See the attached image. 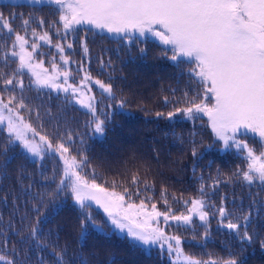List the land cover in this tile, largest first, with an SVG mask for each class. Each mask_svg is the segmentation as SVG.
I'll return each mask as SVG.
<instances>
[{
  "label": "trees",
  "instance_id": "trees-1",
  "mask_svg": "<svg viewBox=\"0 0 264 264\" xmlns=\"http://www.w3.org/2000/svg\"><path fill=\"white\" fill-rule=\"evenodd\" d=\"M0 12L14 29L10 33L0 27V92L5 99L10 92L23 96L32 110L30 113L20 110L26 122L54 144L64 142L77 158L86 155L87 167L81 174L89 180L95 178L98 184L110 190L123 192L127 188L133 193L138 190L131 201L143 199L149 208L154 203L159 212L187 214L190 204L185 205L183 201L199 198L203 184V198L210 205L226 207L232 213L233 222L250 213L246 230L252 239L240 238L243 227L236 233L221 226L219 216L212 215L211 207L206 209L210 225L206 239L202 236L204 222L196 216L190 226L166 225V230L182 238L181 246L186 255L201 260L236 259L238 264L241 261L264 264V184L248 183L233 176L237 169L246 168L243 155L236 149L221 148L222 143L214 137L206 115L200 114L195 120L181 114L172 119L156 116L157 112L167 113L176 107L188 106L183 103L185 92L189 96L203 92L197 78L189 71L195 67L193 63L186 58L171 60L170 51L164 55L167 48L149 39L137 37L127 43L122 37L86 26H78L76 31L66 34L59 21L58 6L51 2L0 0ZM24 20L29 23L24 25ZM2 24L0 21V26ZM56 27L62 34L56 33ZM32 29L38 33L45 29L55 44L58 40L63 46L73 44L64 50V56L74 60L70 67L76 78L71 82L79 83L83 70L93 78L112 83L115 98L97 88L90 93L95 97V115L100 119L108 117L103 135L93 133V114L79 103V92L62 93L39 87L27 69L19 76L23 88L4 87V76L18 71V60L10 54L14 33H24L32 42L36 40ZM82 39L87 51L74 46ZM6 54L7 60L4 59ZM51 61L46 55L45 62ZM165 97L170 103H165ZM120 100L126 101L123 108ZM8 136L0 125V252L15 257L16 264H41L42 260L54 264L50 248L39 249L34 242L25 244L17 235L18 231L26 232L39 214L44 239L57 250L66 246L67 264H82V260L87 264H174L159 247H144L119 233L103 210L93 205L90 211L96 225L86 226V238L81 239L82 210L71 193L56 192L63 170L59 154L51 152L31 158L17 141L9 143ZM241 138L257 153L264 150L258 137ZM193 147L197 156L192 155ZM133 176L140 183L134 185ZM228 177H232L231 181ZM217 179L220 183L214 185ZM144 181L151 186L148 190ZM5 196L7 200L2 199ZM5 240H8L7 245ZM0 264L5 262L0 261Z\"/></svg>",
  "mask_w": 264,
  "mask_h": 264
},
{
  "label": "snow or ice",
  "instance_id": "snow-or-ice-1",
  "mask_svg": "<svg viewBox=\"0 0 264 264\" xmlns=\"http://www.w3.org/2000/svg\"><path fill=\"white\" fill-rule=\"evenodd\" d=\"M50 2L58 6L59 21H62L66 34L69 31H76L81 25L107 30L128 40L132 39L134 33H138L139 36L151 33L161 44L168 46L164 55L167 56V52L170 51L171 60L186 58L189 63H193L195 67L189 71L197 78L203 92H196L192 96L185 92L183 103L188 106L176 107L167 113L157 112L156 116L172 119L181 114L195 120L200 114L206 115L208 126L216 140L222 142L223 149H236L246 160V168L237 169L233 176L248 183L259 181L264 184V150L257 153L246 139L241 138L258 137L264 148V0H50ZM0 21H3L0 27L7 28L10 33L14 32L2 12ZM28 23V20L23 21L24 25ZM40 23H43V20ZM32 36L39 41L52 43L47 32L38 34L36 29H32ZM39 47L35 40L30 42L25 35L15 33L10 54L18 60V71L4 76L2 80L4 87L18 85L23 88V80L19 76L27 69L35 77L33 82L39 87L79 92V103L93 114V133L103 135L108 117L100 119L95 115L96 108L93 104L95 97L67 84L69 73L59 71L57 65H52L55 71L49 74L48 69L42 67L43 61L39 63L35 61V56L39 55L37 52ZM55 47L61 53L64 52V46L61 44H56ZM67 47L71 48L72 45L69 43ZM7 58L6 54L4 59ZM61 59L67 63V57L62 56ZM37 68L41 70L37 71ZM61 76L65 78L64 84L57 83ZM91 79L85 73L81 84L86 85ZM95 84L115 98L111 82L105 83L97 79ZM209 98L214 99L211 106L205 103ZM164 99L165 103H170L167 97ZM119 105L123 108L126 101L120 100ZM21 109L29 113L32 111L22 95L18 97L14 92H10L5 99L4 93L0 92V125L6 127L9 134L8 142L20 141L34 156L43 157L45 151H52L59 154L62 159L63 170L56 192L71 193L72 199L82 210L81 239L86 238V226L96 225L90 211L94 203L103 209L115 228L126 232L133 241L142 245H158L161 249L166 247L169 255H174L182 264H238L236 259L201 260L186 255L181 246L182 238L166 234L158 226L159 218L163 216L165 224L171 220L176 222V226H190L196 216L199 221L204 222L205 231L202 236L206 239L210 227L209 211L206 209L211 207L212 215L219 216L218 222L221 226L236 233L243 227L245 230L240 238L251 240L252 237L246 230L250 213L233 222L232 213L226 207L210 205L203 198V184L199 198L193 197L183 201L185 205L190 204L187 214L161 213L156 210L154 203L151 205L152 211H148V205L143 199L138 204L130 202L134 194L138 195V190L136 193L127 188L123 192H117L114 188L109 190L98 184L95 178L89 180L87 176L82 175L81 172L87 167V156L81 154L80 158H77L64 142L58 141L54 144L48 136L40 135L25 121ZM28 133H32L33 139L28 138ZM36 136L39 137V142L35 140ZM68 139L71 140L72 137L69 136ZM192 155L197 156L195 147ZM227 179L231 181L232 177ZM132 183L135 185L140 181L133 176ZM143 183L145 190L151 187L147 181ZM219 183L218 179L214 181V185ZM2 199L7 200V197ZM164 202L167 204V199ZM33 219L35 223L29 225L26 232H17L20 239L29 245L34 242V246L39 249L50 248L55 257L54 264H67L66 246L57 250L54 245L49 244L40 231V215L37 214ZM192 239L195 240L196 237L193 236ZM4 244L7 245L8 240H5ZM12 251H15V248ZM0 261H4L5 264H16L15 257L5 255L3 252H0ZM41 264L47 262L42 260ZM82 264H87V261L82 260Z\"/></svg>",
  "mask_w": 264,
  "mask_h": 264
},
{
  "label": "rangeland",
  "instance_id": "rangeland-1",
  "mask_svg": "<svg viewBox=\"0 0 264 264\" xmlns=\"http://www.w3.org/2000/svg\"><path fill=\"white\" fill-rule=\"evenodd\" d=\"M30 1H37V2H50V0H30ZM3 22V21H2ZM82 26H86V27H88V28H93V29H95V30H98V31H101V32H105V33H107V34H109V35H113V36H118V37H122L121 35H118V34H115V33H109V32H107V30H100V29H96L94 26H91V25H81V26H79V27H82ZM57 29H59L60 30V28H55V31H56V33H58V34H62V33H60V32H57ZM6 30H7V28H6ZM44 32H47L45 29H43L40 33H38V34H43ZM16 33V32H15ZM15 33H14V36H13V39H15ZM48 34H49V32H47ZM21 35H25L24 33L22 34V33H20ZM50 35V34H49ZM26 36V35H25ZM33 37V36H32ZM141 38V39H149L151 42H154V43H157V44H159V45H161V46H163L164 48H168V46H165V45H163V44H161L160 42H159V40H158V38H156V37H154L151 33H146L144 36H139V34L138 33H134V34H132V39L131 40H128V39H126V38H123L122 37V39L124 40V42H127V43H129L130 41H132L134 38ZM35 40V39H34ZM31 42V41H30ZM35 42H37L39 45H40V47L37 49V52L39 53V55L40 56H38V55H36L35 56V61L37 62V63H39L40 61H43V64H42V67L43 68H46V69H48V72H49V74H52L55 70L53 69V67H52V65L53 64H55V65H57L58 66V70L59 71H61V72H63V71H67L68 73H69V76H68V78H67V84H70V85H73L74 87H76V88H78V89H81V90H83L86 94H89V95H92V94H90L91 93V91L93 90V88H97V89H101L100 87H99V85H96L95 84V80H97V78H93V77H91L92 79L91 80H89V81H87V83H86V85H84V84H81V81H82V79H83V77H84V75H85V71H81V79H79L78 80V82L79 83H74V82H71V81H73L74 79L73 78H76V76H74L73 74H72V70H71V67H70V64H71V62H73L74 63V60L73 61H70L68 58H67V63H65V61L63 60V59H61V57L62 56H64V52L63 53H61L60 51H59V53H56L55 52V50L56 51H58V49L55 47V45L56 44H61L62 45V41L61 40H58V42L55 44V43H51V44H49V43H47V42H45V41H39V40H35ZM71 44V43H70ZM43 45H48V46H43ZM71 45H73V44H71ZM43 46V47H42ZM63 46V45H62ZM76 48H82V50L83 51H85V45L83 44V39L79 42V45L78 46H76V45H74ZM65 48H68L67 47V45L66 46H64V50H65ZM50 49H53V50H50ZM17 51H18V49H16ZM29 50H31V49H29ZM46 55L48 56V57H50V59H52V61L48 64V63H46L45 62V58H46ZM65 57V56H64ZM80 67V66H79ZM41 69L40 68H37V71H40ZM57 83H61V84H64L65 83V78L63 77V76H61L60 78H59V80L57 81ZM53 90H57V89H54V88H52ZM89 89H90V91H89ZM102 90V89H101ZM58 91H60V92H62V93H64V91L63 90H58ZM71 91V90H70ZM92 96H94V95H92ZM211 101H210V103L209 102H207V104L209 105V106H211V104L212 103H214V99H212V98H209ZM207 120H208V117H207ZM208 123H209V121H208ZM4 126V128L6 129V127H5V125H3ZM7 131V130H6ZM28 138L29 139H33V137L31 136V134H29L28 133ZM35 140L37 141V142H39V137L37 136V139L35 138ZM18 143H19V145L21 146V148L28 154V156L29 157H31V158H40V157H38V156H34L33 154H31V153H29L24 147H23V145H22V143L20 142V141H17ZM222 143V142H221ZM221 148H223L222 146H221ZM52 151H45V153H51ZM63 162V161H62ZM110 190V189H109ZM117 192H121V191H117ZM127 199V198H126ZM74 201V200H73ZM130 202H134V201H131L130 200ZM134 203H139V202H134ZM93 206H96V207H98V208H100L98 205H95L94 203L92 204ZM100 209H102V208H100ZM103 210V209H102ZM148 211H152V209L151 208H149L148 207ZM161 213H167L168 215H179L178 213H172V212H170V211H160ZM106 217H107V215H106ZM107 219H108V217H107ZM108 221H109V219H108ZM110 222V221H109ZM111 224V223H110ZM173 224H176V222L175 221H169L168 222V224H165L164 223V219H163V216H161L160 218H159V224H158V226L160 227V228H162L164 231H165V233L166 234H168V235H177V234H175V233H173V232H169L168 230H166V225H173ZM111 226L114 228V229H116L119 233H122V234H126L127 235V233L126 232H122V231H120L119 229H117V228H115V226L114 225H112L111 224ZM128 236V235H127ZM131 238V237H130ZM132 239V238H131ZM136 242V241H135ZM138 243V242H137ZM142 245V244H141ZM144 247H150V246H157V247H159L158 245H143ZM159 249L161 250V251H163V252H165L166 253V255L168 256V258L174 263V264H182V262H179V261H177L176 260V258H175V256L173 255V256H170L169 255V253H168V250H167V248L165 247L164 249H161L160 247H159Z\"/></svg>",
  "mask_w": 264,
  "mask_h": 264
}]
</instances>
